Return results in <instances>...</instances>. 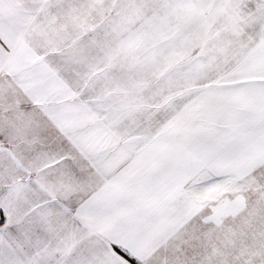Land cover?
Returning <instances> with one entry per match:
<instances>
[{
    "label": "snow or ice",
    "instance_id": "6c2138e0",
    "mask_svg": "<svg viewBox=\"0 0 264 264\" xmlns=\"http://www.w3.org/2000/svg\"><path fill=\"white\" fill-rule=\"evenodd\" d=\"M0 264H264V0H0Z\"/></svg>",
    "mask_w": 264,
    "mask_h": 264
}]
</instances>
